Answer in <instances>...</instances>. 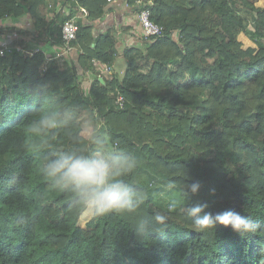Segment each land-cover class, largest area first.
<instances>
[{"label":"trees","instance_id":"trees-1","mask_svg":"<svg viewBox=\"0 0 264 264\" xmlns=\"http://www.w3.org/2000/svg\"><path fill=\"white\" fill-rule=\"evenodd\" d=\"M136 1L126 0L133 12ZM257 1L152 0L150 19L162 36L119 51L114 30L96 32L112 5L106 0H0V34L28 39L0 42L7 47L0 55V264H264V9ZM80 7L87 16L78 20L72 55L47 60ZM241 32L256 52L241 49ZM119 53L124 73L102 71ZM46 95L77 111L47 144L24 128ZM90 110L136 154L127 179L148 196L137 213L91 217L83 228L72 194L54 190L39 168L53 151L87 147L73 137ZM141 171L158 176V187L139 183ZM193 182L201 187L186 204L240 212L258 231H196L180 207L165 223H151L154 212H167L163 188L182 201L180 188Z\"/></svg>","mask_w":264,"mask_h":264},{"label":"clouds","instance_id":"clouds-1","mask_svg":"<svg viewBox=\"0 0 264 264\" xmlns=\"http://www.w3.org/2000/svg\"><path fill=\"white\" fill-rule=\"evenodd\" d=\"M77 118V111L69 106L60 107L50 95H46L44 106L36 109L24 124L25 131L47 144L58 130L66 128ZM75 144L86 148H70L53 151L45 155L40 163V175L57 191L69 192L74 204L92 218L107 215L134 214L144 205L148 193L128 182L138 167L135 153L114 142L107 125L95 110L87 112L81 121ZM169 187L173 185L169 184ZM200 183L193 182L180 188L182 201L170 198L167 212L156 211L151 223L163 224L168 213L180 207L183 215L196 231L214 229L217 225L230 228L241 236L255 234L257 222L234 210L213 214L206 211L207 205L185 202L198 194ZM148 221H144L146 228ZM264 255V245L260 246Z\"/></svg>","mask_w":264,"mask_h":264},{"label":"crops","instance_id":"crops-1","mask_svg":"<svg viewBox=\"0 0 264 264\" xmlns=\"http://www.w3.org/2000/svg\"><path fill=\"white\" fill-rule=\"evenodd\" d=\"M59 6V2H57ZM255 6L259 9H264V0H259L255 3ZM58 9V8H57ZM101 22L96 23V32H103L105 30H114V35L116 42L119 46V51H121L125 46H135L141 47L143 43V34L140 30L141 26L137 19V12H133L131 7H128L126 0H118L109 7V11L102 18ZM22 27L29 28L27 21L21 23ZM248 29L253 30L252 24L249 23ZM25 41L28 43L26 36H17L14 33H4L0 34V42L2 44H7L12 41ZM237 41L241 45L242 50L252 49L254 52L258 50V46L254 41L248 36L247 33L241 32L237 36ZM38 46V45H37ZM45 47V46H44ZM41 45L38 48L42 51ZM49 52L57 51L56 47L49 48ZM48 54V52H47ZM72 55V54H71ZM119 53L111 67V72L115 75H122L125 70L126 62Z\"/></svg>","mask_w":264,"mask_h":264},{"label":"built area","instance_id":"built-area-1","mask_svg":"<svg viewBox=\"0 0 264 264\" xmlns=\"http://www.w3.org/2000/svg\"><path fill=\"white\" fill-rule=\"evenodd\" d=\"M118 0H106L107 4H113ZM153 5L152 0H137L136 6L139 8L137 10V19L140 23L142 34L144 37H161L163 29L160 25L154 23L150 19V8ZM87 16V10L83 7L78 9V12L71 16L69 19L65 20L61 25L60 35L62 40V46L54 52V55L47 57V60L62 59L71 55L74 51L72 41L75 40L76 34L79 30L78 20L79 18H85ZM6 45L4 47L0 46V55L4 54L6 50ZM35 51H38L36 49ZM102 71L111 74V68L107 66L100 65ZM101 75H98L99 78ZM115 104L118 106L123 105V98L119 95L115 97Z\"/></svg>","mask_w":264,"mask_h":264},{"label":"rangeland","instance_id":"rangeland-1","mask_svg":"<svg viewBox=\"0 0 264 264\" xmlns=\"http://www.w3.org/2000/svg\"><path fill=\"white\" fill-rule=\"evenodd\" d=\"M60 5V4H59ZM80 73H83V72H81L80 71ZM111 74H114L115 75V73H111ZM110 74V75H111ZM86 80L87 81H84L83 82V87L84 88H86V87H88V85H89V81H88V79L86 78ZM176 169V168H175ZM182 169H183V167H182ZM151 176H153V175H151ZM136 180L139 182V183H142V184H145V183H147L149 180H151V182L153 183V185L154 186H156V187H158V185H157V183L156 182H158V176H153V178H151V179H149L148 178V174L146 173V172H140L139 174H138V176H137V178H136ZM164 189V191H163V193H161V195H159L160 197H161V203L162 204H166L167 205V203H168V201H169V199H170V194H171V192H170V190L168 189V188H163ZM152 191H155L154 189H152ZM173 192V191H172ZM174 198H176V199H180V197L177 195V196H175ZM90 218L91 217H89L88 215H86V214H84V213H82L81 212V214H80V216H79V219H78V225L80 226V227H85V225H86V223L90 220Z\"/></svg>","mask_w":264,"mask_h":264},{"label":"water","instance_id":"water-1","mask_svg":"<svg viewBox=\"0 0 264 264\" xmlns=\"http://www.w3.org/2000/svg\"><path fill=\"white\" fill-rule=\"evenodd\" d=\"M99 81L103 83V80L101 78H99Z\"/></svg>","mask_w":264,"mask_h":264}]
</instances>
